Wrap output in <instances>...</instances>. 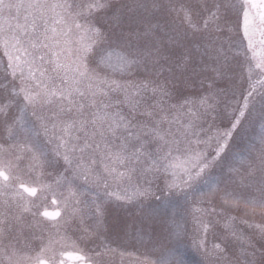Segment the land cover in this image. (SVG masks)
Returning <instances> with one entry per match:
<instances>
[{"label":"snow or ice","instance_id":"1","mask_svg":"<svg viewBox=\"0 0 264 264\" xmlns=\"http://www.w3.org/2000/svg\"><path fill=\"white\" fill-rule=\"evenodd\" d=\"M0 49V264H46L73 225L75 243L95 246L88 264H107L110 243L147 252L157 192L183 197L174 223L201 205L205 231L217 198L264 210V0H0ZM22 167L37 178L52 170L63 215L25 199L19 189H36ZM113 197L139 214L110 224ZM256 229L211 250L193 243L203 264H264ZM33 241L36 256L22 254Z\"/></svg>","mask_w":264,"mask_h":264},{"label":"rangeland","instance_id":"2","mask_svg":"<svg viewBox=\"0 0 264 264\" xmlns=\"http://www.w3.org/2000/svg\"><path fill=\"white\" fill-rule=\"evenodd\" d=\"M246 43V42H245ZM258 47V45H257ZM117 51H119L117 49ZM250 55V53H249ZM7 64V57L4 56L3 50L0 49V72L3 71ZM26 71V70H25ZM260 125L256 122L249 129L246 139H254L259 134ZM235 150V149H234ZM51 169L46 170V174L42 178H37L35 174L29 173L28 170L23 167L16 173L20 179L28 187L36 188L38 190L37 195L34 198H29L23 194L26 200L31 201L40 207V210H46L52 208L51 201L55 200L56 208L60 210L61 214L64 213V197L67 195L66 188L63 186H57L54 183V176L47 175V172H51ZM45 185H51L46 187ZM86 187V186H85ZM112 191L123 195V189L113 185ZM131 191V189H129ZM161 197L160 201H157L154 197L146 202L150 205L151 209H155L157 212L156 219V240L158 243L155 248L146 250L139 245H132L127 243H110L109 247L115 249L114 252H110L105 255L104 260L107 264H140L141 261L148 259L156 264H172V262L178 257L183 264H203L204 262V250L199 249L193 243V237L198 236L199 240L203 241L208 250H211L213 245L221 244L222 239L227 236L229 240L235 241V237L232 232L235 231L238 234L248 235L256 231L257 225H264V210L259 208H253L245 203L229 205L225 204L220 198H217L215 202V215L210 217L213 226L209 227L207 231L197 224L194 216H199L194 210L201 205H193L186 213L182 212L179 217H176L177 223L173 222L174 208L177 203H182L183 197L179 194V190L171 195H165L161 192L156 193ZM92 193L85 191V194L81 196V199L90 200ZM139 204L135 201L132 203H125L123 201H117L115 198H111V209L108 217L110 224H114L121 220L131 221L133 216L139 214ZM43 219V218H42ZM60 217L56 221L45 220L48 225L56 224L60 221ZM87 223V217H85ZM79 222H77L78 224ZM55 235V229H52ZM63 235V232H61ZM68 239L60 241L59 237L55 239L58 241L51 245L52 251L46 252L41 258L45 256H52L53 251L64 252L67 250H78L87 258L94 257L92 244L84 245L81 243H75L76 237L80 235L77 225H73L72 228L67 230ZM22 247V254L28 256H36L40 249V242L33 241L30 247Z\"/></svg>","mask_w":264,"mask_h":264},{"label":"flooded vegetation","instance_id":"3","mask_svg":"<svg viewBox=\"0 0 264 264\" xmlns=\"http://www.w3.org/2000/svg\"><path fill=\"white\" fill-rule=\"evenodd\" d=\"M257 3H259V0H257ZM254 14L258 12V9L253 10ZM258 16L256 23L258 25ZM259 39V37H257ZM57 209L56 207L48 208L49 209ZM52 256H45L44 259L46 261V264H51V262L54 261V264H88L89 258H87L85 255H83L78 250H67L64 252H55L53 251Z\"/></svg>","mask_w":264,"mask_h":264},{"label":"water","instance_id":"4","mask_svg":"<svg viewBox=\"0 0 264 264\" xmlns=\"http://www.w3.org/2000/svg\"><path fill=\"white\" fill-rule=\"evenodd\" d=\"M27 187V186H26ZM20 190H22V189H20ZM23 191V190H22ZM27 196H29V197H34L35 195H29L28 193H25ZM36 194V193H35ZM52 203L53 204H55V202L54 201H52ZM49 212H58V211H49ZM58 217H56V218H54V219H51V220H56Z\"/></svg>","mask_w":264,"mask_h":264}]
</instances>
